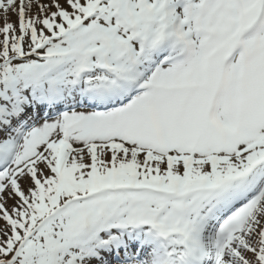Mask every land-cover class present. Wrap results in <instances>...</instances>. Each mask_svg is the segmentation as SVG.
I'll use <instances>...</instances> for the list:
<instances>
[{
  "label": "snow or ice",
  "instance_id": "6c2138e0",
  "mask_svg": "<svg viewBox=\"0 0 264 264\" xmlns=\"http://www.w3.org/2000/svg\"><path fill=\"white\" fill-rule=\"evenodd\" d=\"M0 264H264V0H0Z\"/></svg>",
  "mask_w": 264,
  "mask_h": 264
}]
</instances>
